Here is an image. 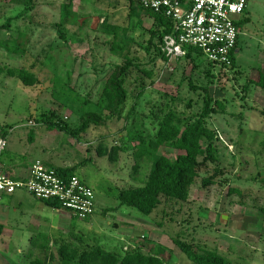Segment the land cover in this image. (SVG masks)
<instances>
[{
    "label": "rangeland",
    "instance_id": "1",
    "mask_svg": "<svg viewBox=\"0 0 264 264\" xmlns=\"http://www.w3.org/2000/svg\"><path fill=\"white\" fill-rule=\"evenodd\" d=\"M67 1L32 0L26 6L25 0H0V26L9 21L8 28H0V40L24 41L26 49L12 54L0 46V68H25L37 78L27 86L0 73V137L7 140L9 170L36 160L54 168L77 166L74 174L94 190L96 212L78 219L15 192L0 202V264H26L35 257L60 264L63 242L116 252L135 247L158 253L167 264H193L175 239L200 252L215 251L229 264H264V89L250 82L259 69L264 72V0H248L246 13L238 16L249 20L240 28L235 65L228 68L210 65L198 54L167 62L154 59L152 48L145 49L153 20L142 11L131 14L130 0H72L78 23L63 28V41L57 23ZM104 18L127 28L131 55L153 76L132 72L122 118L76 133L79 116L98 110L103 84L122 61L101 31ZM140 83L145 91L134 101ZM191 83L208 85L209 96L217 101L212 103L216 113L207 119L220 137L216 160L198 169L185 202L162 198L150 215L120 204L118 191L141 186L151 165L147 157L137 158L132 138L153 139L169 108L182 116L200 112L202 93ZM100 145L121 150L110 160L98 155ZM158 153L173 160L178 151L162 146Z\"/></svg>",
    "mask_w": 264,
    "mask_h": 264
},
{
    "label": "trees",
    "instance_id": "2",
    "mask_svg": "<svg viewBox=\"0 0 264 264\" xmlns=\"http://www.w3.org/2000/svg\"><path fill=\"white\" fill-rule=\"evenodd\" d=\"M135 1L138 4L137 0H130L131 14L138 15V11H142L153 20L149 28L146 51L149 52L152 48L154 59L159 58L167 62L168 58L162 53L161 44L163 37L172 30V21L162 15L142 9L139 4V8L136 7ZM31 2L32 0H25L24 4L31 6ZM246 11L247 8L244 9V13ZM248 20V17L245 16L240 19L237 22L238 28H241ZM77 23L78 15L73 10L72 0L62 3L60 6V19L57 23L59 37L66 41L67 35L63 28ZM3 27L8 28L9 21L0 26V28ZM100 28L105 35L110 37L111 53L120 57L122 61L113 67L103 84L98 100V110L86 111L79 116L80 122L77 130L74 131L76 133L86 132L91 127L105 126L109 120L117 121L122 118L123 108L128 99L126 83L132 72L137 71L147 78L153 76L151 70L142 69L140 63L131 55L133 39L128 36L126 27L111 24L104 18ZM20 36L24 39V33ZM0 46L12 54H24L26 52L24 41L20 43L17 39L0 40ZM196 54L202 55L199 51L188 48L185 56L179 59L194 58ZM234 65L235 58H233L231 67ZM0 73L17 77L27 86H33L37 83L35 75L25 68L15 70L3 67L0 68ZM189 80L191 79L189 78ZM250 82L264 89V72L259 69L257 78ZM140 85L142 86L134 95V101L138 100L145 91L144 83H140ZM190 88L202 93L200 112L191 116H182L175 109L169 108L159 122L153 139L142 135H134L132 138V140H136L133 147L137 150L135 153L137 158L147 157L150 159L151 165L146 180L141 186L127 187L118 191L117 199L120 204L134 207L141 214L150 215L158 208L162 198L185 202L189 198L191 185L198 177V169L207 162L216 160L215 156L218 153L216 143L220 141V137L216 130L207 126V119L213 113H216L212 103L216 104L217 101L209 96L208 85L196 86L191 83ZM85 104H87L86 100ZM133 108L132 106L131 110ZM128 114L125 116L126 119ZM203 142H206L205 146ZM162 146L178 151V154L171 160L167 156L158 153V149ZM97 150L99 156H108L110 160H114L121 148L120 146H114L108 150L105 146L100 145ZM199 157L202 158L201 161L198 160ZM76 167H59L56 169L58 172L70 176L74 174ZM209 182L208 179L203 180L204 184H209ZM41 202L52 208H61L54 201ZM42 239L44 243L40 245V248L45 251L48 246L46 235ZM174 243L193 264H229L223 256L215 251L200 252L191 243L180 239H175ZM58 255L60 264H167L166 260L158 253L145 252L135 247L128 248L124 252H116L101 245L80 249L71 242H63L58 248ZM26 264L47 263L46 259L35 257L29 258Z\"/></svg>",
    "mask_w": 264,
    "mask_h": 264
},
{
    "label": "built area",
    "instance_id": "3",
    "mask_svg": "<svg viewBox=\"0 0 264 264\" xmlns=\"http://www.w3.org/2000/svg\"><path fill=\"white\" fill-rule=\"evenodd\" d=\"M137 1L142 9L172 21V30L161 44L168 61L185 56L188 48H193L211 65L231 67L238 51V16L244 13L248 0ZM6 148V138L0 137V202L23 191L39 201L56 202L70 212L71 217L87 219L95 214L94 190L79 176L65 175L36 160L27 174L16 177L5 164Z\"/></svg>",
    "mask_w": 264,
    "mask_h": 264
},
{
    "label": "crops",
    "instance_id": "4",
    "mask_svg": "<svg viewBox=\"0 0 264 264\" xmlns=\"http://www.w3.org/2000/svg\"><path fill=\"white\" fill-rule=\"evenodd\" d=\"M45 165L51 167L49 164H45ZM12 167H13L12 170H9V168H8L10 173L12 175L16 176V177L17 176L20 177V176H23V175H25V174H27L29 172V169H30L31 165H26V164H21V165L18 164V165H16V164H14ZM6 262H5V264H6Z\"/></svg>",
    "mask_w": 264,
    "mask_h": 264
}]
</instances>
